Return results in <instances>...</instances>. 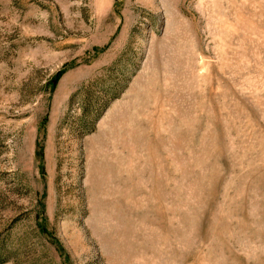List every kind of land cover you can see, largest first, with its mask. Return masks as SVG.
Here are the masks:
<instances>
[{
  "label": "rangeland",
  "instance_id": "374dc122",
  "mask_svg": "<svg viewBox=\"0 0 264 264\" xmlns=\"http://www.w3.org/2000/svg\"><path fill=\"white\" fill-rule=\"evenodd\" d=\"M0 264H264V0H0Z\"/></svg>",
  "mask_w": 264,
  "mask_h": 264
}]
</instances>
